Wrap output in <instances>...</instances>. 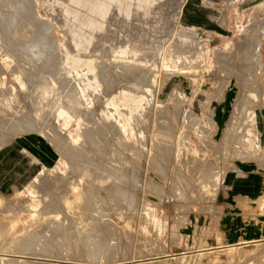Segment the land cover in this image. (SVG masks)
Segmentation results:
<instances>
[{
  "label": "rangeland",
  "instance_id": "374dc122",
  "mask_svg": "<svg viewBox=\"0 0 264 264\" xmlns=\"http://www.w3.org/2000/svg\"><path fill=\"white\" fill-rule=\"evenodd\" d=\"M12 1L51 46L33 62L0 18V151L33 163L0 190V264H264V239L188 254L185 230L236 163L264 192V0Z\"/></svg>",
  "mask_w": 264,
  "mask_h": 264
},
{
  "label": "crops",
  "instance_id": "0c3cea01",
  "mask_svg": "<svg viewBox=\"0 0 264 264\" xmlns=\"http://www.w3.org/2000/svg\"><path fill=\"white\" fill-rule=\"evenodd\" d=\"M21 153L12 147L0 151L1 191L18 185L32 169L31 161L17 160ZM254 174L249 165L239 163L226 173L216 200L185 229L189 244L196 247L188 254L264 239V215L259 208L264 192H256Z\"/></svg>",
  "mask_w": 264,
  "mask_h": 264
},
{
  "label": "bare ground",
  "instance_id": "6f19581e",
  "mask_svg": "<svg viewBox=\"0 0 264 264\" xmlns=\"http://www.w3.org/2000/svg\"><path fill=\"white\" fill-rule=\"evenodd\" d=\"M8 1L10 2V0H8ZM5 2H6V1H5ZM16 2H17V1H16ZM19 2H20V1H18V4L21 3V2H20V3H19ZM22 2H23V0H22ZM7 3H8V2H7ZM7 3H6V5L9 4L8 7H9V6L12 7L13 5L15 6V4H16L15 1H12V2H10V3H8V4H7ZM18 4H16V5H18ZM21 4H22V3H21ZM23 6H24V5H23ZM25 6L27 7V4H26ZM12 9H13V7H12ZM12 9L10 8V10H11V11L9 10L10 12L7 11V15H6V14L3 15L2 12H1V15H0V18H3L4 22L9 26V28H10L9 30H11V31L13 30L14 27L16 28V25L18 24L16 20H20V19H23V20H24V19H25V18H23V16H22V18H20V17L18 16V17L20 18V19H19V18L15 15V13H14L15 11H16V12H19V11H20V12L22 13L23 7H22L21 5H19L18 8L15 6V9H13L14 11H13ZM26 10H27V9H26ZM1 11H3V10H1ZM12 11H13V12H12ZM25 12H27V11H25ZM25 12H24V13H25ZM21 13H20V14H21ZM5 15H6V19L4 18ZM17 15H19V14H17ZM21 15H22V14H21ZM24 16H25V14H24ZM15 17H16L17 19H16ZM26 18H27V20H24V21H26V24H28V25L31 26V27H30V28H31L30 30L35 29V30H36V33L33 34L34 36H33L32 34H29V35H32L33 37L30 38V36H29V38H27V39H28V42H27V43H26L25 40H24L25 45H24V48H23V49L26 50V53H27L28 57H29L30 59L32 58L33 60H32V59H31V60L34 62V59H37L38 57H39V58H42V57H40V56H42L41 52H38L36 49H38V48L41 49V48H42V50H43V47H45L44 45H46L47 42H48V44H49L50 41L47 39V37H46V39H47L48 41L45 42V41L43 40L41 34H43L42 32H43L44 30L42 29L41 26H38L37 23H32V20H31L32 17H31L30 14L26 13ZM1 21H2V20H1ZM24 21H21V22L24 23ZM46 22H47V21H46ZM2 23H3V22H2ZM5 23H4V24H5ZM41 23H42V22H41ZM21 24H22V23H21ZM24 24H25V23H24ZM26 24H25V26H26ZM35 24H36V25H35ZM44 24H45V23H44ZM1 25H2V24H1ZM5 26H6V25H5ZM22 26H23V25H21V27H22ZM46 26H47V25H46ZM221 26H222V25H221ZM17 27H18V26H17ZM47 27H49V26H47ZM1 28H2V27H1ZM3 28H4V25H3ZM3 28H2V29H3ZM5 28H6V27H5ZM7 28H8V27H7ZM19 28H20V27H19ZM24 28H26V27H24ZM24 28H22L21 31H25ZM16 29H18V28H16ZM35 30H33V31H35ZM37 30H38V31H39V30H43V31L40 33V36L37 35ZM50 30H51V29H49L48 31H50ZM1 31H2V30H1ZM3 31H4V29H3ZM6 31H7V30H6ZM14 31H16V30H14ZM21 31H19V32L16 31V32H17V33H20ZM45 31H47V30L45 29ZM16 32H14V33H16ZM28 32H29V31H28ZM2 33H3V32H2ZM2 33H1V34H2ZM7 33H8V32H7ZM12 33H13V32H12ZM25 34H26V33H25ZM46 34H47V33H46ZM2 35H4V33H3ZM5 35H6V34H5ZM11 35H12V34H11ZM11 35H10V33H9V35L7 34V38H5V40L7 41V47H8V45L12 46V44H14V43H12L11 41H12V40L15 41V40H14L15 37H12ZM17 35H18V34H17ZM26 35H27V34H26ZM35 35H36V36H35ZM13 36H14V35H13ZM45 36H46V35H45ZM134 36H135V35H134ZM19 37H20V36H19ZM19 37H18V38H19ZM27 37H28V36H27ZM43 37H44V36H43ZM13 38H14V39H13ZM18 38H17V39H18ZM7 39H8V40H7ZM19 39H20V41H21V39L23 40V38H19ZM19 39H18V40H19ZM25 39H26V38H25ZM27 39H26V40H27ZM135 39H136V38H135ZM2 40H3V42H6L3 38H2ZM15 42H16V41H15ZM22 42H23V41H22ZM52 42H53V41H52ZM56 42H57V41H56ZM56 42H54V43H56ZM18 43H19V42H17V44H18ZM44 43H46V44H44ZM4 44L6 45V43H4ZM21 44H22V46H23V43H21ZM48 44H47V45H48ZM18 45H19V44H18ZM49 45L51 46V44H49ZM145 45H146V44H145ZM14 46H15V45H14ZM140 46H141V45H140ZM17 47H18V46H17ZM17 47H15V48H17ZM47 47H48V46H47ZM59 47H60V45H59ZM145 47H146V46H145ZM182 47H183V46H182ZM186 47H187V46H186ZM12 48H14V47L12 46ZM12 48H10V49H12ZM15 48L13 49V52H15V51H14V50H16ZM20 48H21V45H20ZM20 48H19V49H20ZM0 49H1V48H0ZM19 49L16 50V51H17L16 53H18ZM176 49H177V48H176ZM181 50H182V49H181ZM9 51H10V50H9ZM20 51H21V50H20ZM20 51H19V52H20ZM179 51H180V50H179ZM20 53H21V52H20ZM23 53H24V52H23ZM23 53H21V54H23ZM143 53H144V51H143ZM248 53H249V52H248ZM13 54H14V53H13ZM24 54H25V53H24ZM33 54H35V55H33ZM45 54H46V53H45ZM14 55H17V54H14ZM19 55H20V54H19ZM39 55H40V56H39ZM48 55H49V54H48ZM25 56H26V55H25ZM49 56H51V55H49ZM52 56H53V55H52ZM44 57H45V56H44ZM18 58H19V56H18ZM16 59H17V58H16ZM21 59H25V58H21ZM30 59H29V60H30ZM42 59H43V58H42ZM54 59H55V58H54ZM18 60L21 61V62H23L22 60H20V58H19ZM25 60H26V59H25ZM37 60H38V59H37ZM37 60H36V61H37ZM45 60H46V59H45ZM51 60H52V59H51ZM14 61H15V59H14ZM36 61H35V63H36ZM39 61H40V60H39ZM39 61H38V62H39ZM41 61H44V60H41ZM41 61H40V62H41ZM49 61H50V60H49ZM12 62H13V59H12ZM28 62H29V64H30V61H28ZM28 62L26 61V62H24V63H25V64H26V63L28 64ZM130 62H131V61H130ZM13 63H14V62H13ZM15 63H16V62H15ZM19 64H20V63H19ZM124 64H125V63H124ZM124 64H123V65H124ZM144 64H145V63H144ZM34 65H35V64H34ZM40 65H41V64H40ZM57 65H58V64H57ZM32 66H33V65H32ZM37 66H38V65H37ZM41 66H42V65H41ZM115 66H116V65H115ZM129 66H130V65H129ZM136 66H137V65H136ZM29 67H30V66H29ZM98 67H99V66H98ZM120 67H121V66H120ZM130 67H131V66H130ZM139 67H140V66H139ZM18 68H20V67L17 65V69H18ZM21 68H22V66H21ZM21 68H20V69H21ZM38 68H39V67H38ZM44 68H45V67L43 66V69H44ZM126 68H127V67H126ZM137 68H138V66H137ZM142 68H143V67H142ZM247 68H248V67H247ZM20 69H19V70H20ZM22 69H23V68H22ZM24 69H25V68H24ZM31 69H32V68H31ZM36 69H37V67H36ZM36 69H35V70H36ZM131 69H132V68H131ZM143 69H145V68H143ZM241 69L247 70V69H246V66L243 67V68H241ZM19 70H17V71H19ZM39 70H40V69H39ZM117 70H118V69H117ZM132 70H133V69H132ZM132 70H131V71H132ZM139 70H140V69H139ZM145 70H146V69H145ZM17 71H16V72H17ZM31 71H32V70H31ZM119 71H120V70H119ZM121 71H122V70H121ZM124 71H125V70H124ZM133 71H134V70H133ZM133 71H132V72H133ZM147 71H148V70H147ZM134 72L138 73L137 70L134 71ZM142 72H143V71H142ZM10 73H11V74H14L12 71H11ZM17 73H19V72H17ZM37 73H38V72H37ZM129 74H131V73H129ZM35 75H36V74H35ZM109 75H110V74H109ZM135 75H136V74H135ZM139 75H140V74H139ZM36 76H37V75H36ZM38 76H40V75L38 74ZM38 76H37V77H38ZM142 76H143V75H142ZM147 76H148V75H147ZM41 77H42V76H41ZM41 77H40V78H41ZM45 77H46V76H45ZM138 77H139V76H138ZM243 77H244V76H243ZM11 78H12V77H11ZM43 78H44V76H43ZM122 78H123V77H122ZM0 79H1V77H0ZM1 80H2V79H1ZM1 80H0V81H1ZM14 80H15V79H14ZM29 80H31V79H29ZM41 80H43V79H41ZM44 80H45V78H44ZM139 80H140V79H139ZM139 80H138V81H139ZM145 80H146V79H145ZM242 80L244 81L242 84H243L245 87L249 85V84L246 82V79H245V78H242ZM7 81H8V80H7ZM68 81H69V80H68ZM121 81H122V80H121ZM141 81H142V80H141ZM29 82H30V81H29ZM38 82H39V81H38ZM111 82H112V81H111ZM143 82H144V81H143ZM25 83H26V82H25ZM45 83H46V82H45ZM47 83H48V82H47ZM66 83H67V82H66ZM131 83H132V82H131ZM40 84H41V83H40ZM140 84H141V83H140ZM24 85H25V84H24ZM42 85H43V84H42ZM136 86H137V85H136ZM146 86H147V85H146ZM42 87H43V86H42ZM44 87H45V86H44ZM66 87H67V86H66ZM249 87H250V85H249ZM47 88H48V86H47ZM62 89H63V88H62ZM131 89H132V88H131ZM40 90H41V89H40ZM248 90H249V91H248ZM250 91H251V92H250ZM8 92H9V91H8ZM6 93H7V92H6ZM42 93H43V92H42ZM220 93H221V91H220ZM247 93H248V95H252L254 92H253L252 90H250V89H247ZM43 94H44V93H43ZM43 94H41V95H43ZM12 95H13V94H12ZM68 95H69V94H68ZM240 95H241V94H240ZM44 96H45V95H44ZM245 96H246V94H245ZM245 96H242V95L239 96V95H238L239 103H238L237 106L245 104V98H244ZM10 97H11V96H10ZM242 97H243V98H242ZM246 97H247V96H246ZM11 98L13 99V97H11ZM11 98H10V99H11ZM42 98H43V97H42ZM68 98H69V97H68ZM71 98H72V97H71ZM139 98H140V97H139ZM247 98H248V97H247ZM6 99H7V98H6ZM44 99H45V98H44ZM44 99H43V100H44ZM142 99H143V98H142ZM248 99H249V98H248ZM246 100H247V99H246ZM68 101H69V100H68ZM136 101H137V100H136ZM0 102H1V101H0ZM140 102H141V101H140ZM2 105H4V104H2ZM137 105H139V104H137ZM9 107H10V106H9ZM9 107H8V108H5V109H4V107H3V111L9 109ZM137 107H138V106H137ZM139 107H140V106H139ZM10 108H11V107H10ZM73 108H75V107H73ZM0 109H2V108H0ZM64 109H65V108H64ZM21 111H22V110H21ZM75 111H76V109H75ZM5 112H6V111H5ZM8 112H9V111H7V113H8ZM2 113H3V112H2ZM7 113H6V114H7ZM248 115H249V124H247V111H246V114H245V112H242V111H241L240 107H237V108L233 111V113H232L233 121H234V122H238V123H244V124L246 125L247 128H248V127H254V118H255L256 116H255V115H250V114H248ZM8 116H9V115H8ZM26 116H27V113H26ZM1 117H2V116H1ZM5 117H7V116L5 115ZM5 117H3V118H5ZM22 117H23V116H22ZM24 117H25V116H24ZM3 118H2V119H3ZM26 118H28V116H27ZM2 119L0 118L1 123L4 124V123L6 122V120L4 119L5 122H3ZM8 119L10 120V118H8ZM12 119H13V118H12ZM26 120H27V119H26ZM30 121H31V120H30ZM7 122H9V121H7ZM12 122H13V121H12ZM14 122H15V120H14ZM17 122H18V121H17ZM234 122L230 124V128H231L232 130H233V129H234V130H235V129H238V127L241 128V126H236ZM23 123H24V122H23ZM26 123H28V120H27ZM26 123H25V126H26ZM31 123H32V122H31ZM197 124H198V123H197ZM4 125H5V124H4ZM6 125H7V123H6ZM9 125H10V124H8V126H9ZM32 125H33V124H32ZM32 125L29 124V126H32ZM13 126H14V125H13ZM25 126H24V127H25ZM0 127H1V125H0ZM5 127H6V126H5ZM9 127H10V126H9ZM12 128L14 129V127H12ZM18 128H21V127H18ZM22 128H23V124H22ZM22 128H21V129H22ZM28 128H29V127H28ZM28 128H27V129H28ZM34 128H35V127H34ZM1 129H2V128H1ZM29 129H30V128H29ZM11 130H12V129H11ZM11 130H9V131H11ZM17 130H19V129H17ZM30 130H32V129H30ZM30 130H29V131H30ZM15 131H16V130H15ZM0 132H1V131H0ZM3 132H5V131L3 130ZM234 132H235V131H234ZM234 132H233V133H234ZM7 134H8V133H7ZM9 134H10V133H9ZM12 134H13V133H12ZM53 134H54V133H53ZM236 134H237V133H236ZM91 135H92V134H91ZM239 135H240V134H239ZM86 136H87V135H86ZM88 137H89V136H88ZM242 137H245V136H242ZM249 137H250V136H249ZM55 138H56V137H55ZM91 138H92V137H91ZM235 138H236V136H235ZM94 140H95V139H94ZM52 141H53V140H52ZM65 141H66V140H65ZM162 141H163V140H162ZM237 141H238V140H237ZM244 141H245V140H244ZM163 142H164V141H163ZM228 142H229V140H228ZM228 142H227V143H228ZM245 142H246V141H245ZM67 143H68V142H67ZM235 143H236V142H235ZM244 144H245V143H244ZM93 145H94V144H93ZM97 145H98V144H97ZM60 146H61V145H60ZM90 146H91V145H90ZM101 146H102V145H101ZM92 147H93V146H92ZM97 147H98V146H97ZM65 148H66V147H65ZM99 149H101V148H99ZM76 150H77V149H76ZM233 150H234V149H233ZM228 152H229V151H228ZM68 154H70V151H69ZM73 154H74V153H73ZM228 154H229V153H228ZM75 155H76V154H75ZM78 155H79V154H78ZM86 155H87V154H86ZM155 156H156V155H155ZM76 157H77V156H76ZM76 157H75V158H76ZM153 157H154V156H153ZM79 158H80V157H79ZM79 158H78V159H79ZM80 159H81V158H80ZM82 159H83V158H82ZM76 160H77V159H76ZM156 162H157V161H156ZM82 163H83V162H82ZM75 164H76V163H75ZM108 164H109V163H108ZM83 165H84V164H83ZM88 165H89V164H88ZM101 165H102V164H101ZM78 166H79V165H78ZM110 166H111V165H110ZM80 167H81V165H80ZM100 167H101V166H100ZM111 167H112V166H111ZM111 167H110V168H111ZM117 167H118V166H117ZM77 169H78V168H77ZM78 170H79V169H78ZM104 170H105V169H104ZM102 171H103V170H102ZM106 171H107V170H106ZM109 171H110V170H109ZM184 172H185V171H184ZM189 173H190V172H189ZM192 176H193V175H192ZM50 180H51V179H50ZM210 181H211V180H210ZM200 182H201V181H200ZM212 182H214V181H212ZM48 183H49V182H48ZM204 183H205V182H204ZM45 185H46V184H45ZM214 185H216L215 182H214ZM214 185H212V186H214ZM47 187H48V186H47ZM50 187H51V186H50ZM52 187H53V186H52ZM59 188H60V187H59ZM204 189H205V187H204ZM208 189H209V188H208ZM201 190H202V189H201ZM203 191H204V190H203ZM208 191H209V190H208ZM81 196H82V195H81ZM90 197H91V196H90ZM88 201H89V200H88ZM91 202H93V201H89L88 203L91 204ZM54 203H55V202H54ZM57 203H58V201H57ZM60 203H61V202H60ZM55 204H56V203H55ZM86 204H87V203H86ZM92 204H93V203H92ZM92 204H91V205H92ZM88 205H89V204H88ZM94 205H95V204H94ZM94 205H92V206H94ZM56 206H57V205H56ZM62 206H63V205H62ZM84 206L87 208V205H84ZM92 206H90V207H92ZM88 208H89V206H88ZM88 208H87V209H88ZM92 208H93V207H92ZM89 209H91V208H89ZM7 218H8V217H7ZM8 220H9V219H8ZM80 220H82V218H81ZM76 221H77V220H76ZM6 222H7V221H6ZM31 223H32V222H31ZM2 224H3V223H2ZM8 224H9V223H8ZM89 229H90V228H89ZM92 229H93V228H92ZM4 230H5V229H4ZM9 230H10V229H9ZM15 231H16V230H15ZM15 231H14V233H15ZM9 232H10V231H9ZM9 232H8V233H9ZM10 233H11V232H10ZM14 233H11L10 236H11L12 234H14ZM106 236H107V233H106ZM106 236H105V234H104L102 238H104V237L107 238ZM15 237H16V236H15ZM7 238H8V237H7ZM7 238H6V239H7ZM16 238H18V237H16ZM37 238H38V237H37ZM6 239H5V240H6ZM14 239H15V238H14ZM89 239H90V238H89ZM9 240H10V239H9ZM7 242H8V241H7ZM244 244H247V242L244 243ZM249 244H250V242H249ZM234 249H235V248H234ZM93 253H94V252H93ZM100 253H101L100 250H96L95 253H94V255H97V254L99 255ZM239 253H240V252H239ZM235 254H236V253H235ZM98 255H97V256H98ZM183 255H184V254H183ZM204 255H205V254H204ZM256 255H257V254H256ZM160 257H161V256H160ZM176 258H177V257H176ZM181 258H182V257H181ZM39 259H40V260H44L45 258H39ZM177 259H178V258H177ZM198 259H199V258L196 259L195 257L193 258L192 256H188V254H185V255L183 256V259H182V260L180 259V260H181V262H183V261H189V262L192 263L193 260L196 261V260H198ZM200 259H202V258L200 257ZM235 259H236V258H235ZM50 260H51V259H50ZM157 260H158V259H157ZM161 260H162V259H161ZM149 261H150V260H149ZM153 261H155V260H153ZM195 261H194V262H195ZM91 262H92V261H91ZM150 262H151V261H150ZM194 262H193V263H194ZM20 263H21V262H20ZM178 263H179V262H178ZM25 264H39V263H38V262H37V263L35 262V263H25ZM44 264H45V263H44ZM140 264H141V263H140ZM165 264H167V263H165ZM183 264H184V263H183ZM188 264H189V263H188Z\"/></svg>",
  "mask_w": 264,
  "mask_h": 264
}]
</instances>
